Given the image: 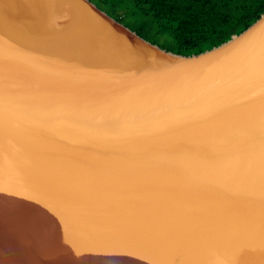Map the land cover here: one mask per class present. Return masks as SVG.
Here are the masks:
<instances>
[{"label": "water", "instance_id": "water-1", "mask_svg": "<svg viewBox=\"0 0 264 264\" xmlns=\"http://www.w3.org/2000/svg\"><path fill=\"white\" fill-rule=\"evenodd\" d=\"M0 264H264V14L185 55L0 0Z\"/></svg>", "mask_w": 264, "mask_h": 264}, {"label": "trees", "instance_id": "trees-1", "mask_svg": "<svg viewBox=\"0 0 264 264\" xmlns=\"http://www.w3.org/2000/svg\"><path fill=\"white\" fill-rule=\"evenodd\" d=\"M111 1L108 9L98 5L142 37L185 55L220 45L264 14V0Z\"/></svg>", "mask_w": 264, "mask_h": 264}, {"label": "rangeland", "instance_id": "rangeland-1", "mask_svg": "<svg viewBox=\"0 0 264 264\" xmlns=\"http://www.w3.org/2000/svg\"><path fill=\"white\" fill-rule=\"evenodd\" d=\"M105 1H107V0H95V2H97V4H100L102 7H105L106 9H108L112 6H115L111 0L107 1L106 3H105Z\"/></svg>", "mask_w": 264, "mask_h": 264}]
</instances>
